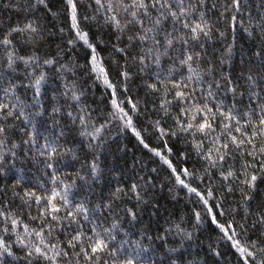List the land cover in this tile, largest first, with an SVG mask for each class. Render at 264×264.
Returning <instances> with one entry per match:
<instances>
[{"label":"trees","instance_id":"obj_1","mask_svg":"<svg viewBox=\"0 0 264 264\" xmlns=\"http://www.w3.org/2000/svg\"><path fill=\"white\" fill-rule=\"evenodd\" d=\"M0 264H264V0H0Z\"/></svg>","mask_w":264,"mask_h":264},{"label":"snow or ice","instance_id":"obj_2","mask_svg":"<svg viewBox=\"0 0 264 264\" xmlns=\"http://www.w3.org/2000/svg\"><path fill=\"white\" fill-rule=\"evenodd\" d=\"M139 6H144V5H139ZM204 125H201V129H203ZM253 179H255V177H253ZM95 250V249H94Z\"/></svg>","mask_w":264,"mask_h":264}]
</instances>
